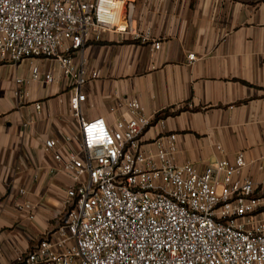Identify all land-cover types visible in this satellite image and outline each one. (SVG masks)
Here are the masks:
<instances>
[{"label": "built area", "instance_id": "1", "mask_svg": "<svg viewBox=\"0 0 264 264\" xmlns=\"http://www.w3.org/2000/svg\"><path fill=\"white\" fill-rule=\"evenodd\" d=\"M135 0H0V60L54 59L71 87L69 108L78 122L79 147L60 150L47 138L56 164L71 179L63 216L12 264H264V155L216 159L203 169L178 164V134L164 117L145 113L136 97L118 99L103 116L86 118L82 86L98 76L83 48L104 32L129 34L154 50L160 41L132 27ZM196 59L187 55L189 63ZM51 71L29 67L15 79L16 93L30 82L52 83ZM37 111L40 103H35ZM161 132L150 148L143 136L153 121ZM27 126V123H24ZM252 165L262 176L244 175ZM15 207L28 218L33 205L16 188Z\"/></svg>", "mask_w": 264, "mask_h": 264}, {"label": "crops", "instance_id": "2", "mask_svg": "<svg viewBox=\"0 0 264 264\" xmlns=\"http://www.w3.org/2000/svg\"><path fill=\"white\" fill-rule=\"evenodd\" d=\"M132 27L149 31L159 49L111 31L83 48L88 69L98 73L82 86L86 118L112 123L122 110L111 114L109 107L136 97L153 118L171 113L164 125L178 134V164L203 169L241 150L247 160L264 155V0H135ZM189 53L196 57L191 63ZM32 64L54 80L30 82L27 95L17 94L15 79L26 78ZM72 93L54 59L0 60V264H12L64 215L71 179L51 172L56 162L43 143L56 138L63 153L78 149ZM161 130L154 120L143 136L146 147ZM243 174L262 176L252 165ZM19 187L33 205L32 219L13 207Z\"/></svg>", "mask_w": 264, "mask_h": 264}, {"label": "trees", "instance_id": "3", "mask_svg": "<svg viewBox=\"0 0 264 264\" xmlns=\"http://www.w3.org/2000/svg\"><path fill=\"white\" fill-rule=\"evenodd\" d=\"M169 114H171V113H169L168 111H162V112H160V113H158L156 115V119L159 118V117H165V116H167Z\"/></svg>", "mask_w": 264, "mask_h": 264}]
</instances>
